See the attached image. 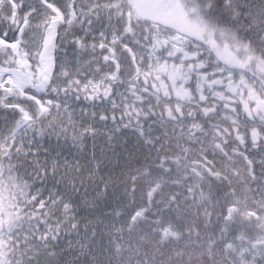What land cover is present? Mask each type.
I'll return each instance as SVG.
<instances>
[{
  "label": "snow or ice",
  "instance_id": "obj_1",
  "mask_svg": "<svg viewBox=\"0 0 264 264\" xmlns=\"http://www.w3.org/2000/svg\"><path fill=\"white\" fill-rule=\"evenodd\" d=\"M0 264H264V0H0Z\"/></svg>",
  "mask_w": 264,
  "mask_h": 264
}]
</instances>
